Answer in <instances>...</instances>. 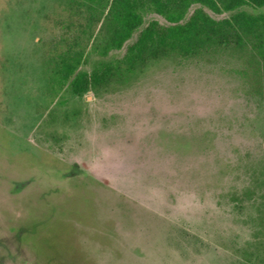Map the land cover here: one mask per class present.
I'll list each match as a JSON object with an SVG mask.
<instances>
[{"label": "rangeland", "instance_id": "374dc122", "mask_svg": "<svg viewBox=\"0 0 264 264\" xmlns=\"http://www.w3.org/2000/svg\"><path fill=\"white\" fill-rule=\"evenodd\" d=\"M216 1L204 9L230 17ZM104 8L89 21L82 0H0V264H264L255 59L167 57L74 93L45 58L78 40L91 74L136 39L106 50Z\"/></svg>", "mask_w": 264, "mask_h": 264}, {"label": "trees", "instance_id": "16d2710c", "mask_svg": "<svg viewBox=\"0 0 264 264\" xmlns=\"http://www.w3.org/2000/svg\"><path fill=\"white\" fill-rule=\"evenodd\" d=\"M219 1L230 11V17L217 20L204 9L203 6H208L219 10L216 0H82L90 13L89 21L96 17L98 9L108 8L101 15V31L107 36L106 50L123 48L137 32L136 39L127 44L120 58L100 60L91 74L76 73L84 55L77 49L78 40L66 51L45 58L44 66L50 69V77L56 83L81 94L126 79L151 61L173 56L192 58L205 52L235 48L250 52L255 59L258 90L264 100V13L241 8L243 5L264 7V0ZM195 4L200 6L186 18L189 8ZM151 10L166 15L171 23L164 25L153 20L145 24L144 16Z\"/></svg>", "mask_w": 264, "mask_h": 264}]
</instances>
